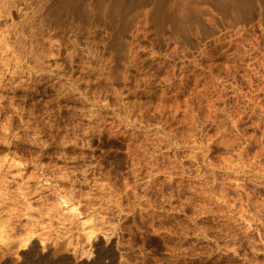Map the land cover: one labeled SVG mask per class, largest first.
Returning <instances> with one entry per match:
<instances>
[{
    "label": "rangeland",
    "instance_id": "1",
    "mask_svg": "<svg viewBox=\"0 0 264 264\" xmlns=\"http://www.w3.org/2000/svg\"><path fill=\"white\" fill-rule=\"evenodd\" d=\"M256 4L0 0V264H264Z\"/></svg>",
    "mask_w": 264,
    "mask_h": 264
},
{
    "label": "crops",
    "instance_id": "2",
    "mask_svg": "<svg viewBox=\"0 0 264 264\" xmlns=\"http://www.w3.org/2000/svg\"><path fill=\"white\" fill-rule=\"evenodd\" d=\"M256 1L257 0H253V1H251V0L249 1L248 0L249 4L252 5V7H256L257 6Z\"/></svg>",
    "mask_w": 264,
    "mask_h": 264
},
{
    "label": "bare ground",
    "instance_id": "3",
    "mask_svg": "<svg viewBox=\"0 0 264 264\" xmlns=\"http://www.w3.org/2000/svg\"><path fill=\"white\" fill-rule=\"evenodd\" d=\"M116 2V1H115ZM116 4V3H115ZM117 6V5H116ZM116 8V7H115ZM112 13V12H111Z\"/></svg>",
    "mask_w": 264,
    "mask_h": 264
}]
</instances>
